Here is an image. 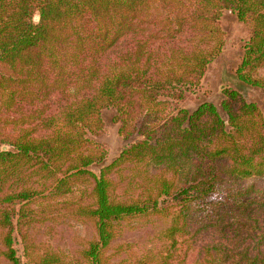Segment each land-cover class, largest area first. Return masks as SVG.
Segmentation results:
<instances>
[{
    "label": "trees",
    "instance_id": "16d2710c",
    "mask_svg": "<svg viewBox=\"0 0 264 264\" xmlns=\"http://www.w3.org/2000/svg\"><path fill=\"white\" fill-rule=\"evenodd\" d=\"M225 9L250 28L237 75L264 89V0H0V264L65 263L36 250L32 205L79 182L87 264H114L119 226L170 216L173 250L127 264H264L263 111L236 89L226 116L181 106L222 51ZM109 107L139 137L97 173L108 148L91 135Z\"/></svg>",
    "mask_w": 264,
    "mask_h": 264
},
{
    "label": "rangeland",
    "instance_id": "374dc122",
    "mask_svg": "<svg viewBox=\"0 0 264 264\" xmlns=\"http://www.w3.org/2000/svg\"><path fill=\"white\" fill-rule=\"evenodd\" d=\"M221 26L225 32L222 51L208 65L199 92L192 99L183 101L181 106L192 111L202 102H211L218 107L223 116H226L221 103L228 89H236L247 101L256 103L264 114V89L242 81L237 75L238 66L244 56L243 46L250 38V28L240 21L237 14L231 9L223 11ZM263 73L264 70H261L260 74ZM116 114L117 111L114 107L105 108L102 111L104 132L99 135H91L92 138L105 144L108 148V156L105 161L92 167L97 173L102 165L111 163L125 145L139 137L133 135L124 138L119 133ZM4 146L8 149L7 145ZM4 146H2V150ZM245 183L250 184L252 180L249 179ZM90 190L89 182L75 183L71 193L54 201L50 199L38 200L32 205L35 211L33 214L40 219V222L28 229L37 245L36 250L49 249L58 252L62 260L65 261L64 264H87L82 250L87 246L88 241L95 237V227L93 221L86 216H81L77 209L79 203L88 205L92 202L93 197L90 195ZM171 227V216L152 217L119 226L122 233L114 242V247L108 252L112 263L127 264L135 255L141 256L146 253H153L157 256V253L160 252L163 255H168L170 250H173ZM179 235L176 238L180 241L176 245L183 253L187 250L186 258H188L190 253L188 246L193 242L191 239L189 240V235L180 237ZM206 237L208 235L200 234L196 240L200 242Z\"/></svg>",
    "mask_w": 264,
    "mask_h": 264
},
{
    "label": "water",
    "instance_id": "95a60500",
    "mask_svg": "<svg viewBox=\"0 0 264 264\" xmlns=\"http://www.w3.org/2000/svg\"><path fill=\"white\" fill-rule=\"evenodd\" d=\"M6 149H7V147L4 146V147H3V150H6Z\"/></svg>",
    "mask_w": 264,
    "mask_h": 264
}]
</instances>
